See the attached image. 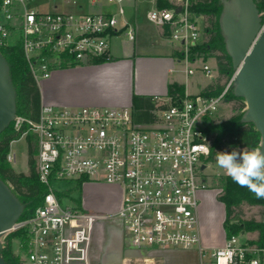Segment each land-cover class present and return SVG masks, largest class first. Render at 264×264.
Here are the masks:
<instances>
[{"label": "built area", "instance_id": "obj_1", "mask_svg": "<svg viewBox=\"0 0 264 264\" xmlns=\"http://www.w3.org/2000/svg\"><path fill=\"white\" fill-rule=\"evenodd\" d=\"M50 4L48 11L41 6ZM134 0H1L0 47L22 45L35 81L53 71L113 60V40L129 42L135 31L127 20L126 5ZM170 8L146 15L156 27L169 30V40L180 45L189 67L191 50L201 40L200 17L192 11L196 0H170ZM72 5V11L63 10ZM108 8L99 12L85 10ZM181 11L177 13V9ZM264 14H261V17ZM264 29V23L262 24ZM212 78V70L203 66ZM192 75L194 71L188 69ZM235 77L215 98L202 95L171 103L153 111L155 121L139 124L133 107H53L41 105L37 122L16 117L19 131L27 123L37 139V173L47 188L44 204L35 214L15 224L8 233L22 231L26 248L18 253L25 264H93L92 238L99 216L79 207L63 205L57 183H105L122 191L118 218L126 233L125 248L197 249L200 264H264V248L226 239L213 251L202 246L200 195L209 188L204 172L211 156L205 135ZM170 100L158 99V107ZM9 163L16 161L8 156ZM206 167L204 171L201 169Z\"/></svg>", "mask_w": 264, "mask_h": 264}, {"label": "trees", "instance_id": "obj_2", "mask_svg": "<svg viewBox=\"0 0 264 264\" xmlns=\"http://www.w3.org/2000/svg\"><path fill=\"white\" fill-rule=\"evenodd\" d=\"M231 0H196L192 6L195 15L208 17L210 27L205 30L208 41L191 50L190 61L215 55L217 63L218 79H216L203 92L205 98L220 96L225 90L226 84L233 78L236 70L233 61L226 48V38L222 32L221 17L224 14L227 2ZM259 14L264 13V0H253ZM161 7L170 8L171 5L165 0H159ZM1 5V0H0ZM264 15L262 16V24ZM0 53L6 60L11 75V81L16 90V116L27 121L37 122L40 117L42 105L41 92L37 81L31 74L24 58L23 48L20 43L15 46L0 47ZM182 58V55L179 54ZM98 62L95 64H101ZM69 68V67H68ZM67 67L63 69H68ZM73 68V67H70ZM226 80V84L222 81ZM186 97L185 87L177 83L170 84L168 94L164 102L158 107L157 98L135 96L133 109L136 120L139 124H150L155 121L153 111L157 108L167 109L171 103L181 101ZM226 102H239V107L234 109V115L222 122H215L207 119L205 135L211 146L209 163L217 162V152H231L233 149L244 150L245 152L261 149L262 138L253 122H246L247 105L243 98L235 95V84L229 89L225 96ZM25 137L28 143L29 152V174H18L14 171L12 164L8 161L11 153V145ZM38 154L36 136L29 131L27 123H24L19 131L14 128V122L0 133V180H2L13 192L23 206V213L19 221L32 217L36 210L44 204L47 188L40 183L37 173ZM82 186L80 185L79 188ZM218 200L225 206L226 218L224 230L226 238L239 236L243 233H257L256 240L249 242L258 247L264 248V218L262 221H234V214L237 208L247 204L250 206L264 207V198L258 199L247 188L240 187L229 176L222 179V192L217 196ZM79 207L83 209L81 202ZM3 249L0 253L6 264H25L22 255L15 253L14 241L19 240L23 248H26V237L22 231L4 234L1 238Z\"/></svg>", "mask_w": 264, "mask_h": 264}, {"label": "crops", "instance_id": "obj_3", "mask_svg": "<svg viewBox=\"0 0 264 264\" xmlns=\"http://www.w3.org/2000/svg\"><path fill=\"white\" fill-rule=\"evenodd\" d=\"M80 1L86 4L88 0ZM151 3V10L166 8L160 6L159 0H152ZM140 4V0H134L126 5L127 20L135 31V40L129 42L124 35L114 39L112 43L113 60L110 62L53 71L49 79L38 83L42 104L53 107L125 108L133 107V99L135 96L154 97L158 99L166 98L170 84L177 83L184 86L186 95L189 97L201 95L202 92L210 86H206L196 94L189 92L188 81L195 75V71L191 68L193 62L190 61L189 67L186 65L183 61V56L182 58L179 57V54H181L180 45L173 44L169 40V30L156 27L149 23L146 15L151 10L144 15L140 14V12H138ZM102 9L103 8L88 9L85 5L86 11L99 12ZM103 10L109 9L104 8ZM176 64L185 65V77L183 81L171 78L175 72ZM188 69H192L194 73L189 75L187 73ZM212 75V78L205 76L209 78V80L215 81V74L212 73ZM122 81H124L125 87L122 86ZM71 85H73L75 90L71 89ZM194 85L196 88H201V83L199 81L195 82ZM114 86L122 87V91H119L121 93V99L117 101L119 103L100 106L103 105L102 103H105L100 98L101 89L103 87L113 89ZM68 87L72 90V93L70 92L69 96L60 97L59 93L61 90L67 89ZM106 103L114 102L107 101ZM90 184L94 183H85L83 186ZM118 190L121 194V208L122 191L119 188ZM200 197L202 198V206H205L206 200L209 198L208 193L204 191L201 193ZM120 208L113 210L110 214H116ZM83 209L89 212L84 207ZM92 213L100 215L98 213ZM200 224L201 240L204 248L213 251L225 244L227 239L225 230L223 239L217 244H211L210 237L203 234L201 218ZM175 250L177 249L144 250L141 251L144 254H141L137 262L141 264H176L175 261L178 260L179 264H185L191 259L195 264H198L200 255L197 250H186L188 254L185 256L176 255Z\"/></svg>", "mask_w": 264, "mask_h": 264}, {"label": "rangeland", "instance_id": "obj_4", "mask_svg": "<svg viewBox=\"0 0 264 264\" xmlns=\"http://www.w3.org/2000/svg\"><path fill=\"white\" fill-rule=\"evenodd\" d=\"M151 1L152 0H140L141 4L139 5L138 12L144 15L149 10H151ZM167 1L169 4L171 3L170 0ZM49 7L50 4L47 2L45 5L41 6V10L48 11ZM63 10L72 11L73 6H66ZM224 14H222L221 17V27ZM200 18V26L202 31L199 45L208 41L209 37L205 33V30L210 27L208 17L201 15ZM219 54V52H216L211 57ZM211 57L209 56L206 59L201 57L197 59L195 63L191 64V68L195 71V75L191 77L190 81H188V89L190 93L196 94L200 90H203L206 86L211 85L214 82L213 80H209V78L205 76L203 72L204 64L208 65L212 70V73L215 74V80L218 79L216 59ZM184 70V64H176L175 72L171 76V78L174 80L183 81L185 77ZM197 81L201 83V88L195 87L194 84ZM222 84H226V80H223ZM122 86L125 87L124 81H122ZM71 89L75 90L73 85H71ZM120 90L122 91V87L120 86H114L113 89L103 87L101 89L102 94L100 93V98L105 103H102L103 105L100 106H107L108 104H118L119 102L117 101L121 99V93L119 92ZM70 92L72 93V90H70L68 87L67 89L61 90L59 96H69ZM107 101L114 103H106ZM239 105V102H226L221 104L218 112L213 116L212 120L217 123L226 121L234 115V109L239 107ZM11 154L15 155L16 157L15 163L12 164L14 171L18 174H29V152L27 139L25 137L21 138L19 141H15L12 143ZM204 176L207 179L209 185V188L205 191V193H208L209 198L206 200L205 206H202V198L200 197L199 217L202 221L203 234L207 237H210L211 244H217L224 237L223 224L226 218L225 206L218 200L217 196L222 192V179L227 177L228 175L225 173L224 169L218 166L217 162H208L207 169L204 172ZM54 188L61 194H63L64 192L69 193L63 196V205L71 206L74 202L82 201L83 207L89 212L98 213L101 216H108V218L99 220L94 227L91 248V260L93 264H141L140 262H137V260L140 258L141 254L144 253L125 248L127 236L123 229V225L118 218L111 217L110 214V212H112L113 210H117L118 208H120L121 194L118 188L107 185L105 183L85 185L81 188H79L76 183H57ZM263 218L264 207L250 206L247 204H244L237 208L234 214L235 222L251 220L259 222L262 221ZM239 237L241 241H250L256 240L258 238V234L243 233L240 234ZM18 248L19 240H15V253H18ZM160 250H174V248H165ZM175 251V254L180 256H185L188 254L186 250L182 249H177ZM175 262L176 264H179L178 260H176ZM185 264L195 263L190 259ZM198 264H200L199 259Z\"/></svg>", "mask_w": 264, "mask_h": 264}, {"label": "water", "instance_id": "obj_5", "mask_svg": "<svg viewBox=\"0 0 264 264\" xmlns=\"http://www.w3.org/2000/svg\"><path fill=\"white\" fill-rule=\"evenodd\" d=\"M181 11L179 7L177 13ZM226 48L236 70L235 95L247 105L246 122H253L261 134L264 151V29L253 0H231L222 18ZM16 90L10 69L0 53V133L16 119ZM206 167L201 170L204 171ZM23 206L0 180V253L2 236L10 232L23 213ZM0 264H6L0 255Z\"/></svg>", "mask_w": 264, "mask_h": 264}, {"label": "clouds", "instance_id": "obj_6", "mask_svg": "<svg viewBox=\"0 0 264 264\" xmlns=\"http://www.w3.org/2000/svg\"><path fill=\"white\" fill-rule=\"evenodd\" d=\"M217 164L240 187L247 188L256 198H264V151L217 152Z\"/></svg>", "mask_w": 264, "mask_h": 264}]
</instances>
